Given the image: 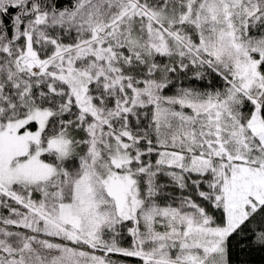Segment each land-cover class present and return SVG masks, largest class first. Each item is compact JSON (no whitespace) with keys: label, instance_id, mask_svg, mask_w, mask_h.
<instances>
[{"label":"snow or ice","instance_id":"6c2138e0","mask_svg":"<svg viewBox=\"0 0 264 264\" xmlns=\"http://www.w3.org/2000/svg\"><path fill=\"white\" fill-rule=\"evenodd\" d=\"M0 264H264V0H0Z\"/></svg>","mask_w":264,"mask_h":264}]
</instances>
